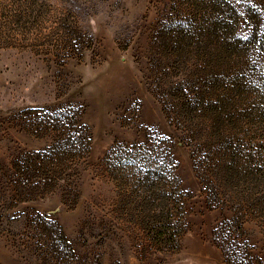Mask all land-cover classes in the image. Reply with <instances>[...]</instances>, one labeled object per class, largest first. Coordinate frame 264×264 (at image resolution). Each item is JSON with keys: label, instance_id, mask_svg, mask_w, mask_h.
Returning a JSON list of instances; mask_svg holds the SVG:
<instances>
[{"label": "rangeland", "instance_id": "obj_1", "mask_svg": "<svg viewBox=\"0 0 264 264\" xmlns=\"http://www.w3.org/2000/svg\"><path fill=\"white\" fill-rule=\"evenodd\" d=\"M184 5L0 0V264H226L215 233L237 204H207L195 147L149 76L157 29ZM80 131L89 150L65 158L58 142ZM146 141L170 153L184 190L174 245L153 243L134 206L144 191L131 161ZM241 215L230 241L264 264V222Z\"/></svg>", "mask_w": 264, "mask_h": 264}, {"label": "trees", "instance_id": "obj_2", "mask_svg": "<svg viewBox=\"0 0 264 264\" xmlns=\"http://www.w3.org/2000/svg\"><path fill=\"white\" fill-rule=\"evenodd\" d=\"M184 3L180 17L157 29L149 56L152 93L175 133L195 147L193 168L202 172L198 177L207 204H237L239 214L219 224L226 232L221 241L215 233L225 263L251 264L253 258L230 237L243 229L241 212L264 222V0ZM71 110L56 111L53 118L69 119ZM58 143L68 158V148L89 150L90 137L80 131ZM149 144L142 143L131 161L144 191L134 206L153 243L174 245L185 194L173 176L170 153L160 145L154 152ZM126 160L120 157L121 163Z\"/></svg>", "mask_w": 264, "mask_h": 264}]
</instances>
